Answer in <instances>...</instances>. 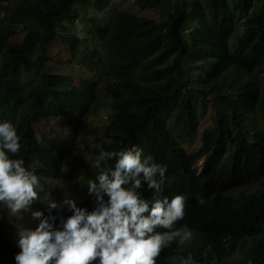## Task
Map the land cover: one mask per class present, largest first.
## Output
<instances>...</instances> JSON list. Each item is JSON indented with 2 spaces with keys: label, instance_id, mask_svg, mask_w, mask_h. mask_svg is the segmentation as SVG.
Segmentation results:
<instances>
[{
  "label": "trees",
  "instance_id": "trees-1",
  "mask_svg": "<svg viewBox=\"0 0 264 264\" xmlns=\"http://www.w3.org/2000/svg\"><path fill=\"white\" fill-rule=\"evenodd\" d=\"M0 1L9 2L0 10L7 11L11 26L31 19L38 28L28 31L20 43L10 42L13 29L0 28V50L5 51L0 65V123L12 122L22 145L17 155H9L23 159L24 166L38 177L71 184L76 168L89 169L84 162L64 168L76 152L74 141H39L33 126L41 116L82 121L94 114L102 107L98 84L82 80L74 86L68 76L42 72L40 82L25 94L19 82L22 70H42L47 60L45 46L56 37L58 27L76 22L74 7L87 0ZM111 1L91 0L92 9L101 13ZM138 5H160L161 9L157 18L119 12L106 30L98 18L91 19L97 33L104 36L103 67L108 76L104 91L113 110L104 133L109 141L93 150V158L101 150L119 152L136 146L143 149L142 157L151 156L155 164L166 166L165 176L156 177L163 179L159 194L148 188L143 174L137 192L149 207L156 195L169 201L176 195L186 197V215L176 227L187 225L202 237L192 254L195 264L232 257L244 239L257 240L258 245L238 264H264V85L231 81L227 92L217 99L213 125L203 132L196 152L188 153L179 143L196 123L189 96L177 105L182 119L179 138L165 121L177 92L187 86L182 80L189 64L212 87L230 66L250 74L264 64V0H206V4L203 0H139ZM241 21L245 27L232 50L231 38ZM62 41L71 51L77 50V37L65 35ZM35 47L41 52L31 58L29 53ZM202 158L205 168L197 173L193 167ZM114 165L115 160L107 162L108 167ZM99 167L92 181L105 164L101 162ZM254 182H260L258 191L242 190ZM199 198L204 199L203 205ZM77 205L92 211L94 198L89 196ZM36 211L49 215L41 203L35 205ZM51 212L58 215L55 209ZM71 214L67 209L59 213L65 219ZM18 239L14 225L0 214V264H16ZM177 248L178 242H174L164 249L157 264H172L169 258Z\"/></svg>",
  "mask_w": 264,
  "mask_h": 264
},
{
  "label": "clouds",
  "instance_id": "clouds-1",
  "mask_svg": "<svg viewBox=\"0 0 264 264\" xmlns=\"http://www.w3.org/2000/svg\"><path fill=\"white\" fill-rule=\"evenodd\" d=\"M20 139L12 122L0 123V205L12 216L28 212L39 199L37 190L43 191L39 177L24 166V160L9 155L21 151ZM142 153L136 146L119 152L101 150L96 163L99 167L103 162L105 167L96 181L88 182L94 209L78 207L76 199L65 193L61 203L49 201L48 216L33 212L40 222L34 230H19L16 264H157L164 249L174 242H190L193 230L187 225L176 227L186 215L184 195L170 201L156 195L149 207L137 192L143 174L148 188L159 194L163 179L156 177L163 178L166 173V166L155 164L151 156L142 157ZM110 160H115L114 167L107 166ZM198 203L205 201L199 198ZM53 209L58 215H52ZM64 209L72 213L66 219L59 215ZM180 264L195 262L189 254L180 258Z\"/></svg>",
  "mask_w": 264,
  "mask_h": 264
},
{
  "label": "rangeland",
  "instance_id": "rangeland-1",
  "mask_svg": "<svg viewBox=\"0 0 264 264\" xmlns=\"http://www.w3.org/2000/svg\"><path fill=\"white\" fill-rule=\"evenodd\" d=\"M138 2L139 0H112L109 7L101 13L93 11L91 0H87L85 4L76 5L74 7L77 15L76 22L71 26L65 23L63 27H58L56 29V37L45 46L47 60L42 70H22L19 86L25 94L32 86L40 82L41 73L45 72L51 75L68 76L74 86H77L82 80L96 82L98 84V98L102 102V107L94 114L84 116L82 121H77L74 118L41 116L38 123L33 126L39 141H57L60 143L68 140L74 141V150L76 152L65 162V169L75 168L81 162H84L89 169L76 168L75 179L71 184H67L62 180L39 177L43 191L37 190L39 199L33 202L30 210L26 213L12 216L3 205H0V214L8 223L14 225L17 236L21 228L34 230L38 226L40 220L34 219L32 216V213L35 212L36 204L41 203L46 209H49V201L57 203L64 198L65 193L70 194L78 203L89 197L88 182L92 181L91 176H95L100 169V167H97V159L93 158V150L101 149L102 145L108 143L109 140L104 133L113 113L110 106V97L104 91V86L108 81V76L103 67L104 51L102 45L104 36L97 33L91 19L98 18L100 27L106 30L119 12L131 13L144 18L158 17V11L161 9L160 5L142 8L138 5ZM203 2L206 4V0H203ZM6 5H9V2L0 1V7ZM256 7L257 1L254 4V8ZM244 27L243 21L237 25L231 38L230 45L232 50L236 47L237 38L242 34ZM0 28L13 29L15 31L14 36L10 38L11 43H20L28 31L38 30L36 23L31 19L11 26L7 19L6 10H0ZM65 35L79 39L78 48L75 52L71 51L70 47L62 41V36ZM40 52L41 49L35 47L29 55L31 58H35ZM4 56L5 51L0 50V65ZM186 81L187 86L177 92L176 101L172 109L165 115V121L170 132L179 138L182 119L178 116L177 105L184 96H189L196 110V123L192 130L188 131L185 137L179 140V143L188 153H193L201 145L203 132L213 125L216 110L215 104L218 102L219 95L227 92V86L231 81L236 83L256 81L261 86L264 85V64L250 74L240 72L230 66L227 72L216 81L214 87H212L211 83L206 84L204 79L189 64L185 67L182 83L184 84ZM211 88L219 90L216 92V90ZM24 109L25 107H23V111ZM199 161L193 167L197 173L204 170L206 159L202 158ZM260 187V182H254L245 186L242 190L253 193L258 191ZM193 233L194 238L190 242L185 244L178 242V248L169 258V262L180 264L182 255H192L196 252L202 243V237L195 231ZM257 242V240L244 239L238 244L236 253L232 257L223 261H217L216 257H214V259L205 261L203 264H238L251 250L257 247Z\"/></svg>",
  "mask_w": 264,
  "mask_h": 264
},
{
  "label": "bare ground",
  "instance_id": "bare-ground-1",
  "mask_svg": "<svg viewBox=\"0 0 264 264\" xmlns=\"http://www.w3.org/2000/svg\"><path fill=\"white\" fill-rule=\"evenodd\" d=\"M200 162V161H199Z\"/></svg>",
  "mask_w": 264,
  "mask_h": 264
}]
</instances>
